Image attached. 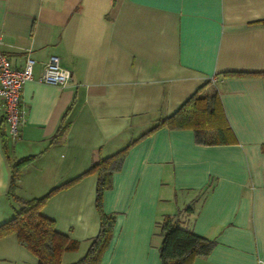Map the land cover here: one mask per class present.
<instances>
[{
	"label": "crops",
	"instance_id": "crops-1",
	"mask_svg": "<svg viewBox=\"0 0 264 264\" xmlns=\"http://www.w3.org/2000/svg\"><path fill=\"white\" fill-rule=\"evenodd\" d=\"M0 47L16 68L35 60L15 139L0 100V223L14 215L15 162L29 159L18 195L41 197L213 86L235 142L198 144L192 129L167 127L137 140L103 194L115 223L96 264H160L157 224L180 211L186 226L215 241L192 264L264 261V0H0ZM51 55L71 72L64 86L37 81ZM96 181L87 174L43 205L78 241L63 264L83 257L99 233ZM0 264L37 259L8 234Z\"/></svg>",
	"mask_w": 264,
	"mask_h": 264
},
{
	"label": "trees",
	"instance_id": "trees-1",
	"mask_svg": "<svg viewBox=\"0 0 264 264\" xmlns=\"http://www.w3.org/2000/svg\"><path fill=\"white\" fill-rule=\"evenodd\" d=\"M249 74L248 72L224 73L226 76ZM202 90L196 91L170 115L159 118L152 127L122 149L101 158L81 175L53 187L41 197L23 198L18 195L19 171L29 159L24 158L15 162L12 165L8 189V195L14 204V215L0 223V238L15 234L18 242L36 257L37 264H63L62 254L75 250L78 241L56 229L54 220L42 213L43 205L55 191L71 186L83 176L94 173L97 175L95 205L100 215L99 233L91 240L86 254L70 264L98 263L112 239L115 223L114 215L107 214L102 209L103 194L111 188L114 173L121 168L126 154L137 140L158 128L167 127L192 129L195 142L198 144L217 145L235 142L219 94L213 90L211 95H204L201 93ZM65 126L59 127L57 135L61 134ZM192 210L191 206L184 209L186 212ZM180 214L181 211L176 215H164L157 224L162 236L159 247L160 264H192L195 257L208 255L215 245L214 240L198 235L186 226L184 221H181Z\"/></svg>",
	"mask_w": 264,
	"mask_h": 264
},
{
	"label": "built area",
	"instance_id": "built-area-1",
	"mask_svg": "<svg viewBox=\"0 0 264 264\" xmlns=\"http://www.w3.org/2000/svg\"><path fill=\"white\" fill-rule=\"evenodd\" d=\"M35 60L26 56L21 68L14 67L0 47V100L3 103V118L7 124V133L11 139L18 137L23 122L21 94L25 83L33 79ZM71 79L69 69L62 67L59 58L51 55L37 77V81L64 86ZM257 264H264L258 260Z\"/></svg>",
	"mask_w": 264,
	"mask_h": 264
},
{
	"label": "rangeland",
	"instance_id": "rangeland-1",
	"mask_svg": "<svg viewBox=\"0 0 264 264\" xmlns=\"http://www.w3.org/2000/svg\"><path fill=\"white\" fill-rule=\"evenodd\" d=\"M213 90H215L213 88V86H210V88L203 90L201 93H203L204 95H211V93L213 92Z\"/></svg>",
	"mask_w": 264,
	"mask_h": 264
}]
</instances>
